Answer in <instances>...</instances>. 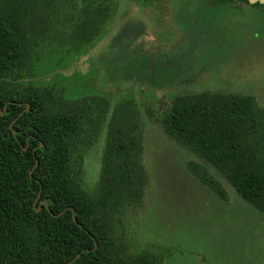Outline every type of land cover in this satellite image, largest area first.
Wrapping results in <instances>:
<instances>
[{
  "label": "rangeland",
  "instance_id": "obj_1",
  "mask_svg": "<svg viewBox=\"0 0 264 264\" xmlns=\"http://www.w3.org/2000/svg\"><path fill=\"white\" fill-rule=\"evenodd\" d=\"M209 1L110 0L111 18L93 48L52 38L17 83L52 88L87 108L73 177L90 194L99 188L113 122L137 116L148 186L141 205L115 217L129 255L147 253L160 264H264V213L211 166L228 202L203 186L188 170L202 161L160 123L183 95H252L264 107V8ZM73 28L68 22L67 34Z\"/></svg>",
  "mask_w": 264,
  "mask_h": 264
},
{
  "label": "trees",
  "instance_id": "obj_2",
  "mask_svg": "<svg viewBox=\"0 0 264 264\" xmlns=\"http://www.w3.org/2000/svg\"><path fill=\"white\" fill-rule=\"evenodd\" d=\"M109 1L0 0V264L161 263L147 253L129 255L116 229L115 217L141 205L148 186L137 116L113 122L99 188L90 194L73 177L87 108L52 88L17 83L32 69L38 46L52 38L93 48L111 18ZM160 123L172 141L202 161L188 170L203 186L228 202L227 190L206 167L211 166L264 213V107L256 97L179 96Z\"/></svg>",
  "mask_w": 264,
  "mask_h": 264
},
{
  "label": "water",
  "instance_id": "obj_3",
  "mask_svg": "<svg viewBox=\"0 0 264 264\" xmlns=\"http://www.w3.org/2000/svg\"><path fill=\"white\" fill-rule=\"evenodd\" d=\"M235 1H237V0H235ZM245 1H248L249 4H251V5H256V4L264 5V0H245ZM40 147L43 148L44 145H41ZM42 204H45V201H43ZM38 210H40V209H38ZM76 260L77 259L73 260V262Z\"/></svg>",
  "mask_w": 264,
  "mask_h": 264
}]
</instances>
